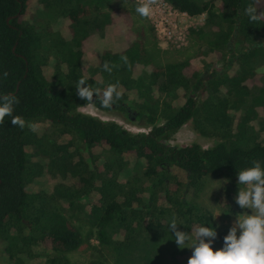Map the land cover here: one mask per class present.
<instances>
[{"label":"trees","instance_id":"16d2710c","mask_svg":"<svg viewBox=\"0 0 264 264\" xmlns=\"http://www.w3.org/2000/svg\"><path fill=\"white\" fill-rule=\"evenodd\" d=\"M165 1L206 17L190 29L194 52L157 64L134 21L136 0H0V95L17 98L12 115L24 121L0 120V264H69L66 255L93 236L119 256L150 238L144 262L159 264L160 246L175 243L173 215L189 233L214 225V250L222 245L228 227L199 199L207 179L226 180L229 194L237 170L264 162V85L252 84L264 64V15L253 21L246 11L264 14V0ZM114 29L122 35L106 38ZM55 75L71 86L56 89ZM81 78L101 98L118 83L119 99L94 104L134 110L148 131L78 112L86 103L75 94ZM189 121L215 139L210 148L169 144ZM42 178L55 183L35 188ZM78 218L90 224L86 235ZM116 234L123 240L115 242ZM190 255L175 254L173 264Z\"/></svg>","mask_w":264,"mask_h":264},{"label":"rangeland","instance_id":"374dc122","mask_svg":"<svg viewBox=\"0 0 264 264\" xmlns=\"http://www.w3.org/2000/svg\"><path fill=\"white\" fill-rule=\"evenodd\" d=\"M137 2L145 3L146 0H136ZM141 1V2H140ZM148 1V0H147ZM134 21L136 22V26L143 29L146 38L148 41V51L150 54L154 57V61L157 64H164L169 61H176L181 60L190 53L194 52L196 50L197 44L195 40L192 38V36L189 34L187 36L186 44L169 48L167 50H163L162 47H160V43L158 41V38L156 34L153 36V33L151 32V27L154 29V26L152 25L149 17L140 18L136 13L133 15ZM205 15H199L194 18H191L187 21V27L189 29L191 28H198L201 25H203L205 21ZM108 37L106 38H116L120 37L121 31L114 29L110 30L108 33ZM104 40L101 39V42ZM89 74L91 72H88ZM145 73L141 72V75ZM257 74L258 76L256 79L253 80L252 84H255L256 86H262L264 85V64H258L257 67ZM51 83H53L54 86H56V89L61 90L64 88H69L71 86L70 82L63 79V77L59 75H55L54 77L50 78ZM140 101V98H137ZM77 111L83 114L91 115L96 118H99L103 121H115L119 123L122 127L127 129L130 132L133 133H139V132H147L148 129L143 126L144 123L135 122L134 116V110H131L130 115H125L122 112L116 111V110H110L105 111L102 109H99L94 103L89 105L88 107H78ZM58 140L61 139L67 140L69 137L60 138L59 134L55 136ZM169 144L171 145H178V146H185L192 143H197L203 148H210L214 142L215 139L206 137L202 135L200 132H198L194 126V123L192 121H189L186 123L183 127H181L169 140ZM211 179L214 181H218L215 184L211 182ZM35 188H48L52 186L55 182L51 181L49 182L46 178H42L39 180H35ZM53 183V184H52ZM223 184L222 181H219L215 178H209L206 180L204 189L201 192L199 202L202 204L205 208L209 209L212 213L221 214L217 216L215 219L217 223L221 227H230L235 219L236 215L242 214L244 209H240L233 203L234 196L237 192V186L232 190L229 194L225 191V184L222 188L216 189L212 192H210V189L212 187H219ZM208 188L209 191H205V188ZM211 195V196H210ZM60 208L64 209L65 211L68 210V205L66 201L61 200L57 198L56 204ZM218 205V206H213ZM223 203V204H222ZM220 204V205H219ZM70 214V213H69ZM81 219V220H79ZM75 225L81 227L82 233L86 235L90 230V224L88 221H85L83 218L74 219ZM142 241L140 240L139 243H137L135 246H131L130 248H126L122 250L120 256H119V250H116V248L112 249V246H104L101 245L99 240L96 237H91L88 242H85L81 248L78 250L71 252L66 255L69 264H146L144 262V257H146L147 246L145 242L149 240L150 238L143 239L141 237ZM113 240L116 242H119L120 240H123V237L121 234H116L114 236ZM152 249V248H150ZM191 253V250L188 248L180 249L174 244H167V245H161L157 254L159 256V264H173L172 258L176 256L181 257L182 255H188ZM157 256V257H158ZM51 257V256H50ZM32 264V263H27Z\"/></svg>","mask_w":264,"mask_h":264},{"label":"clouds","instance_id":"9594fccd","mask_svg":"<svg viewBox=\"0 0 264 264\" xmlns=\"http://www.w3.org/2000/svg\"><path fill=\"white\" fill-rule=\"evenodd\" d=\"M150 3L151 0L138 4L134 9L135 13L140 18L149 17L152 14ZM246 11L249 14V19L253 21L264 15L257 14L251 6ZM122 59L126 60L125 57ZM102 67L106 72L112 70L108 62H105ZM117 88L118 83L108 84L103 89L101 98V89L91 87L81 78L76 82L75 94L86 102L80 107H88L97 101L101 106L109 107L114 98L119 99L121 96ZM94 95L95 101L93 100ZM17 103V98L11 94L0 95V120L7 116L10 117L11 124L23 127V119L12 115ZM29 127L35 130V125ZM235 176L237 192L233 203L247 211L235 216L220 247L215 250L213 247L217 236L214 225L201 224L190 229L189 233L178 230L177 226L182 224H178L175 215L169 219L168 231L172 235L171 240L176 243L178 248L191 250L187 264H264V162L254 160L251 162V166L237 170ZM219 181H224V183L219 187H212L211 194L227 183L226 180ZM211 182L215 184L218 181L211 179ZM205 191H209V189L206 187ZM221 214L213 213L214 219Z\"/></svg>","mask_w":264,"mask_h":264},{"label":"built area","instance_id":"2783aa9c","mask_svg":"<svg viewBox=\"0 0 264 264\" xmlns=\"http://www.w3.org/2000/svg\"><path fill=\"white\" fill-rule=\"evenodd\" d=\"M150 6L152 14L149 19L154 26L155 34L160 43L159 46L163 50H167L186 44L190 29L184 24L196 16H190L175 9L165 0H151Z\"/></svg>","mask_w":264,"mask_h":264},{"label":"flooded vegetation","instance_id":"af4514ba","mask_svg":"<svg viewBox=\"0 0 264 264\" xmlns=\"http://www.w3.org/2000/svg\"><path fill=\"white\" fill-rule=\"evenodd\" d=\"M93 99H95V96L93 97Z\"/></svg>","mask_w":264,"mask_h":264}]
</instances>
